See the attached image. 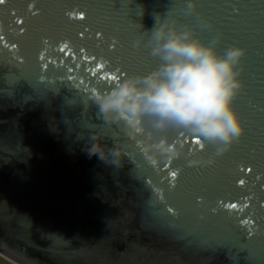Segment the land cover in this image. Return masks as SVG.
<instances>
[{
	"label": "water",
	"instance_id": "water-1",
	"mask_svg": "<svg viewBox=\"0 0 264 264\" xmlns=\"http://www.w3.org/2000/svg\"><path fill=\"white\" fill-rule=\"evenodd\" d=\"M185 6L0 5V124L39 118L54 144L47 155L31 139L16 144L0 134V255L15 264H264V0H197L199 19ZM166 23L215 41L220 55L246 50L232 101L245 132L222 153L183 129L153 130L147 117L144 134L130 139L94 103L121 81L160 68L148 41ZM159 140L178 155L153 153L148 146ZM94 145L105 160L89 156ZM116 147L119 166L106 162Z\"/></svg>",
	"mask_w": 264,
	"mask_h": 264
},
{
	"label": "clouds",
	"instance_id": "clouds-1",
	"mask_svg": "<svg viewBox=\"0 0 264 264\" xmlns=\"http://www.w3.org/2000/svg\"><path fill=\"white\" fill-rule=\"evenodd\" d=\"M185 13L199 19L197 0H186ZM200 24L208 27L203 20ZM148 46L161 59L160 68L144 78L125 79L97 96L99 113L107 122H122L130 139L144 134L147 117L153 130L183 129L217 145V153L224 152L245 132L232 101L242 87L238 67L246 50L233 46L220 55L215 41L202 43L191 27L167 23L152 30ZM148 147L166 158L178 155L164 140ZM88 154L105 160L102 145H94ZM108 154L111 160L106 162L119 166L122 149Z\"/></svg>",
	"mask_w": 264,
	"mask_h": 264
},
{
	"label": "flooded vegetation",
	"instance_id": "flooded-vegetation-1",
	"mask_svg": "<svg viewBox=\"0 0 264 264\" xmlns=\"http://www.w3.org/2000/svg\"><path fill=\"white\" fill-rule=\"evenodd\" d=\"M16 113L22 114L23 117H26L25 112L21 111H15ZM17 117V115H14ZM32 116H28V120L24 119L27 121L21 122L20 125H18V128H16V125L8 122L7 118H4L5 124H0V134H2V138L5 139V137L8 135H13V139L16 141V144H19L21 141H19V138L23 140L31 139L32 141L35 142L36 146L41 150L42 148L45 149L46 151L45 154L50 155L53 153V148L54 144L50 140L47 129L45 124L42 122L41 119L36 118ZM1 121V120H0ZM8 122V123H6ZM25 132V135L23 133ZM1 137V136H0ZM7 138V137H6ZM14 147V146H13Z\"/></svg>",
	"mask_w": 264,
	"mask_h": 264
},
{
	"label": "snow or ice",
	"instance_id": "snow-or-ice-1",
	"mask_svg": "<svg viewBox=\"0 0 264 264\" xmlns=\"http://www.w3.org/2000/svg\"><path fill=\"white\" fill-rule=\"evenodd\" d=\"M4 3H5V0H0V5H3ZM136 14L139 15L140 12L137 11ZM78 18L82 20V19H84V15L81 14ZM128 22L132 23L133 25H136V23H134L130 18H129V21H128ZM66 47H67V46H66ZM61 51H63V49H61ZM69 71H71V69H69ZM67 78H68V79H73L71 76H69V77H67ZM81 83H83V81H81ZM197 142L199 143V141H197ZM153 163H154V162H153ZM249 171H251V169H249ZM171 175H172V177L175 179L177 173H176L175 171H173V172L171 173ZM239 183H240V184H243V183H244V180L241 179V180L239 181ZM229 207L235 209V208L237 207V205H236V204H231V205H229ZM166 211L169 212V213H171V212L173 211V209H172V207H168V208L166 209ZM245 223H247V222L245 221Z\"/></svg>",
	"mask_w": 264,
	"mask_h": 264
},
{
	"label": "rangeland",
	"instance_id": "rangeland-1",
	"mask_svg": "<svg viewBox=\"0 0 264 264\" xmlns=\"http://www.w3.org/2000/svg\"><path fill=\"white\" fill-rule=\"evenodd\" d=\"M0 264H15V263L11 262L10 260L5 258L4 256L0 255Z\"/></svg>",
	"mask_w": 264,
	"mask_h": 264
}]
</instances>
